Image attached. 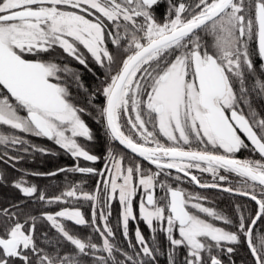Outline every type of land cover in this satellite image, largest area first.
<instances>
[{"label":"snow or ice","instance_id":"1","mask_svg":"<svg viewBox=\"0 0 264 264\" xmlns=\"http://www.w3.org/2000/svg\"><path fill=\"white\" fill-rule=\"evenodd\" d=\"M164 2L161 23L155 8ZM57 49L89 71V59L103 69L101 87L89 93L78 70L46 59ZM73 85L89 105L97 94L103 97L95 105L97 122L110 143L101 169L80 164L102 157L79 142L94 135L83 119L87 110L74 102ZM257 99L264 103V0H0V161L15 167L23 158L8 149L50 153L20 135L27 134L53 141L73 165L26 175L98 178L91 192L81 181L55 196L23 178L14 181L33 203L73 206L39 215L26 212L24 202L0 208V264H158L157 232L168 241L167 264H225V253L227 264H235L241 245L251 264H264V230H258L264 221V115ZM242 150L259 159L239 158ZM193 170L210 174L211 182ZM221 172L238 177L236 186H225L229 176ZM186 180L247 197L255 213L243 204L235 205L233 216L206 206L208 197L180 186ZM114 201L127 249L115 242L109 222ZM83 203L90 204V219ZM130 220L143 221L151 241L137 225L133 243ZM68 222L91 231L81 237ZM45 224L53 235L40 231Z\"/></svg>","mask_w":264,"mask_h":264},{"label":"trees","instance_id":"2","mask_svg":"<svg viewBox=\"0 0 264 264\" xmlns=\"http://www.w3.org/2000/svg\"><path fill=\"white\" fill-rule=\"evenodd\" d=\"M60 53V52H59ZM62 55V54H61ZM68 64L69 62L64 61L61 65ZM91 71L88 68H84L83 66L75 67V70H78L81 74V80L85 87L87 88L88 92H92L95 89L101 87V80L104 78V70L101 69L96 64H92L89 66ZM72 95L74 97V102L81 107H84L87 111L86 114L83 115V119L88 124L90 129L93 132L94 140L87 141L86 139L81 138L80 143L83 144L87 150L101 156L102 159L97 161L94 165L97 169L103 168V164L105 160L103 159L106 157V148L109 145V141L104 135L103 124L102 122H97V111L95 105L103 104L104 100L103 97L97 94L95 101H93L92 105L88 104V96L82 90H78L75 85L70 88ZM256 104V102H255ZM19 134V133H18ZM24 135L25 139L29 140L31 144L44 147L50 150L49 154H42L40 152H36L33 150H29V152H16L13 149H10V155H20L23 158L20 159L18 162L15 163V167L10 166L11 162H4L0 161V172L3 176V179L0 180V208H5L7 203L10 201L15 202H23L25 207L24 210L26 212H31L33 215H39L41 211H57L61 207H71V204H61V205H43L38 204L34 205L32 201L26 200L22 196V194L13 187V182L23 178L29 184H36L40 189L44 190L48 196H55L59 195L67 185L70 183H80L84 181L83 188L85 191H93L96 187L97 177L91 175H83L80 173H58L55 177L49 176H34V175H26V173H48L55 171L59 168H67L73 165V158L70 157L68 153L64 150L60 149L59 146L55 145L53 141L48 140L47 138H40L35 137L27 134H20ZM117 151H123L126 159L131 158L130 152L122 148V146L114 145ZM4 151L3 146H0V153ZM145 168L151 167L152 170H156L155 166H151L148 162L141 161ZM81 165L88 164L83 160L80 161ZM203 196L208 197V200L205 202L206 206L215 207L217 210L224 211L228 214V207H227V195L226 194H219L218 197L215 196L216 192L212 189H204L199 190ZM81 206V210L83 211L86 218H91V207L89 203H83ZM112 215L109 218V222L113 227V230L116 233V240L117 244L122 245L125 249L128 248L127 242L124 240L121 234V227L119 223L120 219V211L121 207L118 202H112L111 207ZM135 211L137 216L138 213V204L137 201L135 202ZM98 223L100 221L98 220ZM220 223V222H217ZM139 226L140 230L144 234L145 238L151 241V233L146 224L143 221H131L129 222V235L132 239V242L135 243L134 238V231L136 226ZM67 226L71 229L74 234H78L81 237L87 236L90 233V229L83 228V227H76L71 224V222L67 223ZM222 226V225H221ZM40 231L49 232V235H53V232L49 231L48 226L45 224L41 227ZM39 235V233H38ZM94 242L100 243V237L98 234L92 233ZM157 242L160 245L161 254L157 257L158 264H167V250H168V241L166 239V235L164 232H157L156 234ZM178 236V233H177ZM67 250V247L66 249ZM184 254V249H180L177 252V259L179 260L182 258ZM216 254V253H214ZM221 259L225 261L227 264L228 257L227 254L221 255ZM232 260L235 261V264H251L252 258L248 254V250L246 246L241 245L236 252V254L232 257Z\"/></svg>","mask_w":264,"mask_h":264},{"label":"flooded vegetation","instance_id":"3","mask_svg":"<svg viewBox=\"0 0 264 264\" xmlns=\"http://www.w3.org/2000/svg\"><path fill=\"white\" fill-rule=\"evenodd\" d=\"M178 2H179V0H173V3H178ZM184 2L185 3H191V2H193V0H184ZM166 9H167V3L166 2L161 3L158 7L155 8V16H156V19L158 20V22H161V23L164 22V15H165ZM253 47H254V45H253ZM47 58H51L55 62H57L59 64H62L64 61L69 62L70 63V67L73 68V69H75V67L82 66L78 62H76V61L72 60L71 58H69L66 54H63L60 49H57L56 52L51 55V57H46V59ZM88 63H89V66L92 65V64H95L94 62L91 61V59H89ZM255 102H256L255 106L257 107V110L261 113V115H264V103H262L258 99ZM165 143H167V141H165ZM194 147H195V145H194ZM3 149H4V147H3ZM8 151H10V149H8ZM238 157L239 158L251 157L253 159H259L258 154H254L250 150H242L240 153H238ZM87 163L88 164H84V165H81V166H92L91 162H87ZM172 171H173V174H175V170H172ZM193 172H194V174H197L202 179V181L211 182V180H212V177H211L210 174L199 173L196 170H193ZM221 174L229 176V181L226 183L225 186H228L229 184L232 187L236 186V183H237V181L239 179L238 177H236L234 174H228V173H223V172H221ZM0 175H1V172H0ZM29 183H31V181H29ZM180 186L185 188V189H187V188H195L196 190H204V189L199 188L198 186H196L193 183L187 182V180L183 184H181ZM212 190L214 192H216V194H215L216 197H218L219 194H226L227 195V207H228V215L229 216H233L234 215V213H235V205L236 204L246 205L247 206L246 207V211L247 212H251L254 215L255 210L257 208V205L254 202L250 201L247 197H242V196H239V195H234V194H229V193H226V192H221L218 189H212ZM156 195L157 196L160 195L159 190H157ZM23 202L26 203L27 201H23ZM18 203H21V202L10 201L9 203H7L6 207H10V206L18 204ZM33 204L34 205H38V203H33ZM258 230H264V221L259 222V229Z\"/></svg>","mask_w":264,"mask_h":264},{"label":"rangeland","instance_id":"4","mask_svg":"<svg viewBox=\"0 0 264 264\" xmlns=\"http://www.w3.org/2000/svg\"><path fill=\"white\" fill-rule=\"evenodd\" d=\"M152 171H155V170H152ZM187 190L193 193H200L202 195V193L199 190H196L195 188H187ZM138 199L139 198L137 197V200L134 201V210H135V202L137 201V204H138Z\"/></svg>","mask_w":264,"mask_h":264}]
</instances>
